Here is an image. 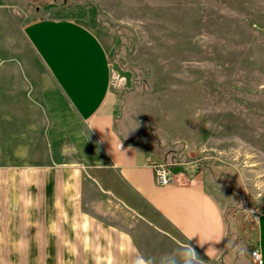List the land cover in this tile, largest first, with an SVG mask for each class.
Instances as JSON below:
<instances>
[{
    "label": "rangeland",
    "instance_id": "1",
    "mask_svg": "<svg viewBox=\"0 0 264 264\" xmlns=\"http://www.w3.org/2000/svg\"><path fill=\"white\" fill-rule=\"evenodd\" d=\"M48 2L86 20L110 59L131 72L128 87L123 79L112 85L116 113L130 135L173 175L180 173L174 166L183 172L202 170L221 199L228 248L219 261L206 264H252L255 222L264 212V0H8L0 19L10 16L19 24L35 13V6L50 8ZM8 66L16 67L24 82L13 94L23 100L18 113L24 117L11 119L8 106L0 104V167L23 165L31 179L37 166L47 168L42 199L36 201L30 183L26 209L19 202L20 212L8 211L4 223L12 231L23 221L32 231L36 220L45 223L51 216L54 162H77L90 180L86 156L97 149L41 77L19 32L1 22L0 76ZM3 97L0 91V102ZM88 184L85 198L93 206L82 202L83 211L100 222L142 229L135 214ZM34 251L3 250V258L5 264H53L51 249L45 260H37Z\"/></svg>",
    "mask_w": 264,
    "mask_h": 264
},
{
    "label": "crops",
    "instance_id": "2",
    "mask_svg": "<svg viewBox=\"0 0 264 264\" xmlns=\"http://www.w3.org/2000/svg\"><path fill=\"white\" fill-rule=\"evenodd\" d=\"M7 2L0 0L3 15ZM46 4L50 8L42 11L35 6V13L19 24L10 16L1 18L0 24L19 32L40 65L41 77L69 107L97 153L86 150L91 153L86 156L91 181L82 176L77 162L56 165L53 161L51 216L45 223L36 220L32 231L28 224L22 226L23 221L11 231L5 216L12 209L20 212L19 202L24 201L26 209L30 183L35 186L36 201L42 199L47 167L37 166L32 179L23 165L0 167V264H5L3 250L24 248L36 250L37 260H45L51 249L53 264H160L166 254L188 246L195 249L199 264L219 261L228 248V220L203 171L179 169L180 173H171L168 184H156L154 158L116 113L113 61L107 46L82 17L64 6ZM0 82L4 95L0 104L8 106L11 119L13 115L23 119L24 113H18L23 100L13 96L17 86L24 85L17 68L6 67ZM86 183H94L135 214L143 221L142 229L100 222L83 211L82 202L93 206L85 198ZM255 233L253 248L259 249L264 264V212L256 218Z\"/></svg>",
    "mask_w": 264,
    "mask_h": 264
},
{
    "label": "built area",
    "instance_id": "3",
    "mask_svg": "<svg viewBox=\"0 0 264 264\" xmlns=\"http://www.w3.org/2000/svg\"><path fill=\"white\" fill-rule=\"evenodd\" d=\"M111 82L112 85L114 83V79H122L120 78L117 74H112L111 77ZM151 167L153 169V174H154V180L156 184L158 185H165L168 184L171 181V169L169 165L157 162V161H152L151 162ZM249 258L252 262V264H263V260L260 254V251L258 248H253L249 251Z\"/></svg>",
    "mask_w": 264,
    "mask_h": 264
},
{
    "label": "clouds",
    "instance_id": "4",
    "mask_svg": "<svg viewBox=\"0 0 264 264\" xmlns=\"http://www.w3.org/2000/svg\"><path fill=\"white\" fill-rule=\"evenodd\" d=\"M160 264H199V260L195 249L188 246L166 254Z\"/></svg>",
    "mask_w": 264,
    "mask_h": 264
},
{
    "label": "water",
    "instance_id": "5",
    "mask_svg": "<svg viewBox=\"0 0 264 264\" xmlns=\"http://www.w3.org/2000/svg\"><path fill=\"white\" fill-rule=\"evenodd\" d=\"M112 70L120 77L124 80V85L126 87H128L130 85V81H131V72L129 70H124L122 69L117 62H113L112 63ZM174 170H179L180 168L178 166H174L173 167Z\"/></svg>",
    "mask_w": 264,
    "mask_h": 264
}]
</instances>
